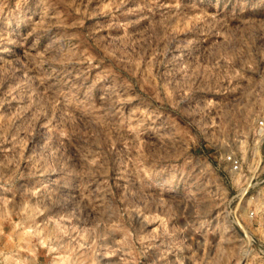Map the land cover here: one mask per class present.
I'll return each instance as SVG.
<instances>
[{
    "label": "rangeland",
    "instance_id": "obj_1",
    "mask_svg": "<svg viewBox=\"0 0 264 264\" xmlns=\"http://www.w3.org/2000/svg\"><path fill=\"white\" fill-rule=\"evenodd\" d=\"M260 121L264 0H0V264H264Z\"/></svg>",
    "mask_w": 264,
    "mask_h": 264
},
{
    "label": "built area",
    "instance_id": "obj_2",
    "mask_svg": "<svg viewBox=\"0 0 264 264\" xmlns=\"http://www.w3.org/2000/svg\"><path fill=\"white\" fill-rule=\"evenodd\" d=\"M260 124L261 125H264V122L263 121H260ZM228 160H229L228 163L230 164V166H231V168L233 170H239V169H241V165L239 164V161L237 160L236 157H234V156L233 157H229ZM0 262H1V257H0Z\"/></svg>",
    "mask_w": 264,
    "mask_h": 264
},
{
    "label": "bare ground",
    "instance_id": "obj_3",
    "mask_svg": "<svg viewBox=\"0 0 264 264\" xmlns=\"http://www.w3.org/2000/svg\"><path fill=\"white\" fill-rule=\"evenodd\" d=\"M249 22H250V21H249ZM29 51H30V50H29ZM27 56H28V55H27ZM86 163H87V162H86ZM86 163H85V164H86ZM83 164H84V163H83ZM88 164H90V163L88 162ZM82 166H83V165H82ZM99 166H100V165H99ZM93 192H94V191H93ZM69 193H70V192H69ZM101 196H102V195H101ZM75 197H76V196H75ZM89 198H90V197H89ZM96 198H97V197H96Z\"/></svg>",
    "mask_w": 264,
    "mask_h": 264
}]
</instances>
